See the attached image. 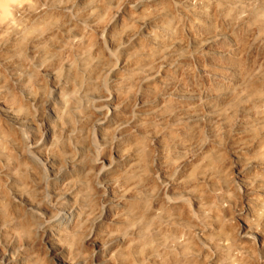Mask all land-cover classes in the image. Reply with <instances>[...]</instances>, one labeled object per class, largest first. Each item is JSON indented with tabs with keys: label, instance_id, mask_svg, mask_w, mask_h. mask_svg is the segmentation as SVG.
<instances>
[{
	"label": "clouds",
	"instance_id": "9594fccd",
	"mask_svg": "<svg viewBox=\"0 0 264 264\" xmlns=\"http://www.w3.org/2000/svg\"><path fill=\"white\" fill-rule=\"evenodd\" d=\"M0 264H264V0H0Z\"/></svg>",
	"mask_w": 264,
	"mask_h": 264
}]
</instances>
